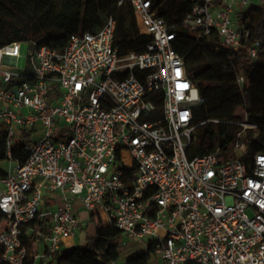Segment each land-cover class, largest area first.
I'll return each instance as SVG.
<instances>
[{
    "label": "built area",
    "instance_id": "obj_1",
    "mask_svg": "<svg viewBox=\"0 0 264 264\" xmlns=\"http://www.w3.org/2000/svg\"><path fill=\"white\" fill-rule=\"evenodd\" d=\"M192 1L183 25L216 34L215 50L257 58L240 22L247 0ZM129 2L151 37L140 53H118L113 17L61 50L30 39L0 46V264H48L80 226L77 203L114 226L122 246L143 245L147 264H264V150L244 157L256 125L225 122L241 127L229 149L193 153L199 95L176 33L151 0ZM22 43L30 51L19 68ZM16 132L27 136L24 161L13 155Z\"/></svg>",
    "mask_w": 264,
    "mask_h": 264
},
{
    "label": "trees",
    "instance_id": "obj_2",
    "mask_svg": "<svg viewBox=\"0 0 264 264\" xmlns=\"http://www.w3.org/2000/svg\"><path fill=\"white\" fill-rule=\"evenodd\" d=\"M157 15L175 31L173 48L185 65L186 73L197 88L199 99L191 106L193 122L208 139V151H226L236 140L241 127L225 123L241 120L256 128L245 130V158L264 150V4L251 5L240 15V22L258 41V55L252 59L245 50L232 55L219 45L216 34L202 35L199 30L182 24L191 10L192 0H151ZM108 17L116 20L113 46L120 55L142 52L151 37L139 31L129 0L119 5L117 0H0V46L30 39L38 46L47 45L61 50L69 36L83 31H97ZM238 74L248 78L240 88ZM242 109V114L238 113ZM0 131V174L5 173L1 162L6 161V146ZM24 144H16L14 157H27ZM231 155L227 153V159ZM2 215L0 214V220ZM30 251L32 237L25 242ZM133 245V244H132ZM132 245H121V234L112 225L99 223L94 235L82 234L77 244L56 254L48 264H147V251L123 252Z\"/></svg>",
    "mask_w": 264,
    "mask_h": 264
},
{
    "label": "rangeland",
    "instance_id": "obj_3",
    "mask_svg": "<svg viewBox=\"0 0 264 264\" xmlns=\"http://www.w3.org/2000/svg\"><path fill=\"white\" fill-rule=\"evenodd\" d=\"M264 4V0H247V4L244 7L245 9L250 7L251 5H262ZM244 9V10H245ZM243 10V11H244ZM242 11V12H243ZM30 51V47L26 43H22L20 47V57L18 59V67L22 68L24 67L25 61H26V56L28 52ZM238 113L242 114V109H238ZM245 118V117H244ZM243 119H241L242 121ZM38 125V124H37ZM39 133L34 134V138L38 137ZM16 144H24V139L19 137L18 132H16V136L14 138V145ZM208 151V139L203 135L202 131L199 129L196 135V139L192 148L193 153H205ZM8 162H1V166L3 168L7 167ZM87 212V216L85 217L84 221L82 222V229L81 231L84 233H87L89 235H94L96 231V227L99 226V221L92 218L91 212ZM141 251H146L143 246L140 244L134 243L131 248L127 249L126 251L123 252L124 256H128L132 252H141Z\"/></svg>",
    "mask_w": 264,
    "mask_h": 264
},
{
    "label": "crops",
    "instance_id": "obj_4",
    "mask_svg": "<svg viewBox=\"0 0 264 264\" xmlns=\"http://www.w3.org/2000/svg\"><path fill=\"white\" fill-rule=\"evenodd\" d=\"M243 11V10H242ZM75 207H76V211L78 212V215H79V218H80V226L79 228L77 229L76 233H75V236L74 238L71 240V241H68L67 242V246L64 247V249L66 248H69L75 244H77V242L79 241L80 237L82 236V231L81 229L83 228L82 227V222L84 221L85 217L87 216V212L85 210L82 209L81 205L80 204H75ZM104 225V224H103ZM141 245V244H140ZM143 246V245H141ZM144 247V246H143ZM63 249V250H64Z\"/></svg>",
    "mask_w": 264,
    "mask_h": 264
}]
</instances>
